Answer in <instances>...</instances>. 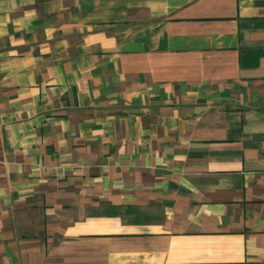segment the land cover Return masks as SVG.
Listing matches in <instances>:
<instances>
[{
  "label": "crops",
  "instance_id": "crops-1",
  "mask_svg": "<svg viewBox=\"0 0 264 264\" xmlns=\"http://www.w3.org/2000/svg\"><path fill=\"white\" fill-rule=\"evenodd\" d=\"M0 264H264V0H0Z\"/></svg>",
  "mask_w": 264,
  "mask_h": 264
}]
</instances>
